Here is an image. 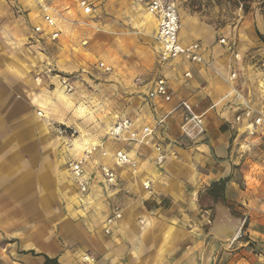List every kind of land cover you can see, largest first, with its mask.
<instances>
[{
    "label": "crops",
    "instance_id": "crops-1",
    "mask_svg": "<svg viewBox=\"0 0 264 264\" xmlns=\"http://www.w3.org/2000/svg\"><path fill=\"white\" fill-rule=\"evenodd\" d=\"M8 12V0H0V264H36V257L45 264L41 253L60 264H264V203L253 196L257 181L247 170L249 180L242 189L233 176L234 134L242 133L243 127L235 121L241 103L237 95L254 107L264 103L260 65L264 47L253 40L258 31L264 34V14L252 17L255 30L247 35L259 48L243 53L237 43L240 60L220 43L222 37H232L220 35L217 40L211 34L204 36L206 45L199 42L206 63L182 57L169 61L167 65L175 66L166 67L162 76L172 100L149 99L150 87L143 101H132L136 106L130 109L131 116L120 115L109 127L130 118L132 130L140 135L145 127L153 128L149 143L106 139L108 130L91 140L104 142L110 155L98 153L88 163L94 181L90 192L82 194L68 167L70 160L82 155L81 140L76 138L74 147L63 146L69 138L57 134L45 116L36 97V53L16 49ZM153 16L150 24L157 28ZM180 39L183 45L198 42L186 41L181 31ZM158 47L162 49L160 43ZM253 85L258 91H252ZM58 94L62 96L61 91ZM182 100L199 104L197 111L204 114L206 126L202 140L183 135L186 112L178 108ZM118 150L127 152L136 166L117 165L112 155ZM161 154L165 159L159 164ZM97 163L116 171L117 186L106 184ZM222 180L223 202L241 211L242 217L229 241L210 232L216 202L209 190ZM147 182L149 189L144 187ZM56 205H61L58 217ZM116 206L121 207L122 218L108 234L106 221Z\"/></svg>",
    "mask_w": 264,
    "mask_h": 264
},
{
    "label": "rangeland",
    "instance_id": "rangeland-1",
    "mask_svg": "<svg viewBox=\"0 0 264 264\" xmlns=\"http://www.w3.org/2000/svg\"><path fill=\"white\" fill-rule=\"evenodd\" d=\"M97 1L102 14L87 17L74 0H51L50 4L63 17L59 24L62 34L55 41L42 38L34 43L30 40L33 26L40 24L39 8L31 0H8L9 29L16 32V49L20 53H36L37 100L56 133H60V128L65 130L60 135L69 139L63 140V146L74 147V140L78 138L81 154L85 145L103 136L117 117L131 116L130 109L136 106L132 101H143L152 81L165 75L166 67L175 66L162 61L157 28L149 20L153 13L144 2ZM175 2L180 8L182 29L190 32L189 36H184L181 30L186 41L196 40L206 45L204 36L212 34L218 40L220 35H228L239 43L243 53L248 50L252 53L259 48L247 35L255 30L252 17L264 14V0ZM258 33L253 40L264 47V34ZM86 40L88 42L84 44ZM101 62L113 67L112 71L101 69ZM60 76L74 82L71 92L61 85ZM254 85L252 91L256 92L258 89ZM234 137L233 176L244 189L249 180L245 174L250 170L251 180L257 181L253 196H258L264 203V135L249 137L236 130ZM55 208L58 217L61 205ZM232 211L241 214L233 208ZM214 215L213 210L210 218ZM36 264H39L37 257Z\"/></svg>",
    "mask_w": 264,
    "mask_h": 264
},
{
    "label": "built area",
    "instance_id": "built-area-1",
    "mask_svg": "<svg viewBox=\"0 0 264 264\" xmlns=\"http://www.w3.org/2000/svg\"><path fill=\"white\" fill-rule=\"evenodd\" d=\"M37 6L41 11L42 22L34 25L32 28L31 42H40L42 38H49L52 41L58 40L62 34V29L59 26L60 20L63 18L50 4L51 0H35ZM77 7L87 17H96L100 13V7L97 0H74ZM144 2L151 12L157 18V33L156 38L161 43V58L164 62H169L177 57H182L191 62L206 63V59L201 52L202 46L199 42H194L189 45H183L180 39V31L182 29V19L180 8L175 0H140ZM87 23V22H84ZM220 43L227 47L235 59L240 60L241 53L237 48V41L233 38L222 37ZM261 70L263 73L262 88L264 90V56L260 61ZM99 67L106 72L112 71V67L104 62L99 64ZM187 77H191V73H186ZM233 78L237 77V73L233 72ZM61 77V76H60ZM61 85L71 92L74 88V82L69 77H61ZM149 99L161 98L164 101H171L173 93L171 92L168 82L165 77L158 76L153 81L151 88L147 92ZM237 97L241 103L236 107L235 121L241 124L242 133L247 134L249 137H254L264 133V103L261 107H254L250 102L244 101L238 94ZM198 104H193L187 100H182L178 108H182L186 115L181 125V131L191 141L202 140L206 134V126L204 123V114L197 111ZM42 115V111L38 112ZM163 122V120H161ZM134 123L130 118H124L117 121L107 132L106 139H124L129 141H136L137 143L148 144L149 136L153 134V128L145 127L142 135L133 131ZM60 134L65 132L64 129H59ZM100 153L102 157H108L110 152L104 146V142L86 144L82 155L77 159H72L68 162L69 170L73 176L74 182L82 194H87L92 189L94 174L87 168L88 163L93 161L96 154ZM112 157L115 159L117 165H130L135 167V162L131 159L130 155L123 151H116ZM164 155L157 156V163L161 164L164 161ZM98 171L104 178L108 186L118 185V175L115 170L105 164L97 163ZM144 187L149 189V183H144ZM122 218V209L119 206L115 207L113 215L108 217L105 229L106 233L112 232V226L115 222ZM86 261H94L93 257L85 256Z\"/></svg>",
    "mask_w": 264,
    "mask_h": 264
},
{
    "label": "water",
    "instance_id": "water-1",
    "mask_svg": "<svg viewBox=\"0 0 264 264\" xmlns=\"http://www.w3.org/2000/svg\"><path fill=\"white\" fill-rule=\"evenodd\" d=\"M214 210L210 232L223 241L232 240L242 223V217L235 215L232 208L222 201L214 204Z\"/></svg>",
    "mask_w": 264,
    "mask_h": 264
},
{
    "label": "trees",
    "instance_id": "trees-1",
    "mask_svg": "<svg viewBox=\"0 0 264 264\" xmlns=\"http://www.w3.org/2000/svg\"><path fill=\"white\" fill-rule=\"evenodd\" d=\"M224 186H225V181H223V180L220 182L214 183L212 185V188L209 190V194L211 195L214 202H217V201L223 202V195L222 194L224 192ZM32 253L34 254L35 252L32 251ZM40 255H43L45 257V264H60V263H58L57 259L50 258L49 256L44 255L42 253Z\"/></svg>",
    "mask_w": 264,
    "mask_h": 264
},
{
    "label": "bare ground",
    "instance_id": "bare-ground-1",
    "mask_svg": "<svg viewBox=\"0 0 264 264\" xmlns=\"http://www.w3.org/2000/svg\"><path fill=\"white\" fill-rule=\"evenodd\" d=\"M35 1V0H34ZM35 4H36V1H35ZM149 29V28H148ZM160 43V42H159ZM160 45H161V43H160ZM161 48H162V45H161Z\"/></svg>",
    "mask_w": 264,
    "mask_h": 264
}]
</instances>
